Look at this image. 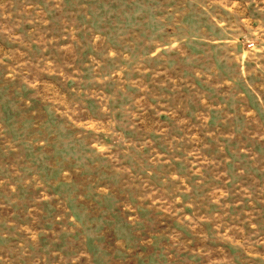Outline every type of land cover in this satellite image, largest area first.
Wrapping results in <instances>:
<instances>
[{"label": "rangeland", "instance_id": "1", "mask_svg": "<svg viewBox=\"0 0 264 264\" xmlns=\"http://www.w3.org/2000/svg\"><path fill=\"white\" fill-rule=\"evenodd\" d=\"M0 264H264V0H0Z\"/></svg>", "mask_w": 264, "mask_h": 264}]
</instances>
